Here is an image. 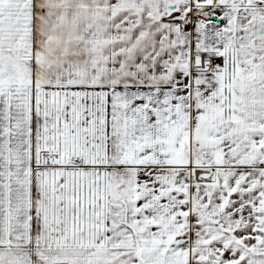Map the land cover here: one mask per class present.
<instances>
[{
	"label": "snow or ice",
	"instance_id": "obj_1",
	"mask_svg": "<svg viewBox=\"0 0 264 264\" xmlns=\"http://www.w3.org/2000/svg\"><path fill=\"white\" fill-rule=\"evenodd\" d=\"M0 264H264V0H0Z\"/></svg>",
	"mask_w": 264,
	"mask_h": 264
}]
</instances>
